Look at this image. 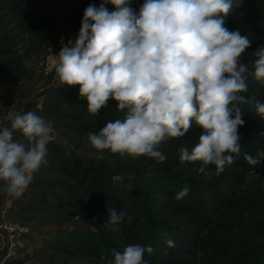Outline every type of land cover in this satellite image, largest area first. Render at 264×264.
<instances>
[{
    "label": "rangeland",
    "instance_id": "rangeland-1",
    "mask_svg": "<svg viewBox=\"0 0 264 264\" xmlns=\"http://www.w3.org/2000/svg\"><path fill=\"white\" fill-rule=\"evenodd\" d=\"M101 3L0 0V117L8 109L0 128L10 127L15 113L31 111L54 129L48 162L22 196L0 193V264H104L102 257L114 259L113 250L123 253L130 244L155 249L145 253L148 264H212L216 257L217 264H264V118L255 109L264 103V82L251 75L252 54L264 45V0H233L225 18V27L251 41L239 63L248 65L249 90L242 95L252 103L241 105L240 153L231 154L234 163L219 175L213 165L179 160L182 147L191 151L199 142L202 129L195 121L185 136L160 144L162 163L90 146L88 133L124 119L126 110L118 111L110 99L90 114L79 86L60 85L53 55L61 38L67 43L78 36L84 10ZM143 3L130 0L136 12ZM105 7L115 10L111 3ZM15 139L27 143L18 132ZM245 154L260 163L250 165ZM117 174L122 182H113ZM185 185L188 194L177 200ZM109 208L124 211L123 222L109 223Z\"/></svg>",
    "mask_w": 264,
    "mask_h": 264
},
{
    "label": "clouds",
    "instance_id": "clouds-1",
    "mask_svg": "<svg viewBox=\"0 0 264 264\" xmlns=\"http://www.w3.org/2000/svg\"><path fill=\"white\" fill-rule=\"evenodd\" d=\"M108 3L114 11L105 7ZM232 6L233 0H144L136 12L130 0H102L99 7L90 4L78 36L67 43L61 38V50L53 55L60 85L79 86L90 114L97 115L110 99L117 102L118 111L126 110L124 119L108 121L98 133L89 132L90 146L162 163L166 156L158 150L160 144L185 136L195 121L202 129L199 142L191 151L186 146L179 150L180 162L202 161L213 165L216 175L231 166V154L240 153L241 105L252 103L242 95L249 90L248 65L239 63L251 41L238 29L225 27ZM252 56L251 75L264 82V45ZM255 109L264 118V103L257 102ZM53 131L50 123L31 111L15 113L10 127L0 128V193L22 196L33 174L48 162ZM17 132L27 143L15 139ZM244 159L250 165L260 163L248 154ZM112 179L122 182L124 177L117 174ZM188 192L185 185L175 198L180 200ZM107 218L119 224L125 212L109 208ZM165 243L175 247L171 239ZM154 251L152 246L130 244L123 253L113 250L114 259H102L104 264H148L145 253Z\"/></svg>",
    "mask_w": 264,
    "mask_h": 264
},
{
    "label": "trees",
    "instance_id": "trees-1",
    "mask_svg": "<svg viewBox=\"0 0 264 264\" xmlns=\"http://www.w3.org/2000/svg\"><path fill=\"white\" fill-rule=\"evenodd\" d=\"M102 119H103V118H102ZM51 147H52V149L54 150V153H55V155H56V158H57V159H58L63 165H66L64 159L62 158V152H59L58 148L55 147L54 145H52ZM217 258H218V257H216V258L214 259V261H213L214 263H212V264H217Z\"/></svg>",
    "mask_w": 264,
    "mask_h": 264
}]
</instances>
